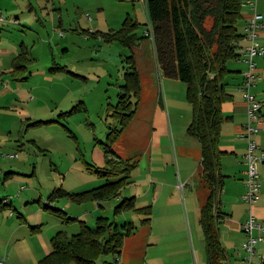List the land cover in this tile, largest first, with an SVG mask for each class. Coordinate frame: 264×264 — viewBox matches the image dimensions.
<instances>
[{"label":"rangeland","instance_id":"1","mask_svg":"<svg viewBox=\"0 0 264 264\" xmlns=\"http://www.w3.org/2000/svg\"><path fill=\"white\" fill-rule=\"evenodd\" d=\"M28 1L31 5L26 7ZM145 3L0 0L2 6L16 9L2 10L5 20H0V45L26 44L33 56L26 65L31 73L23 80L12 78L7 62L0 58V89L14 87L13 96L17 98L8 103L0 99V166L3 162L15 163L14 168L7 166L0 171V197L10 196L8 204L0 209L2 264H34L37 258L32 253L35 242L30 227H16L18 221L34 219L47 235L57 230L70 235L79 229V220L92 226L99 215L117 223L132 220L134 228L125 236L119 253H101L96 264H108L114 257L123 264H205L198 217L207 190L197 173L199 143L185 130L191 117L186 83L161 73ZM126 17L136 22V39L124 43L107 38L106 33L118 29ZM131 63L138 72L140 88L138 96L130 92V100L136 101L135 112L111 142L121 157L136 160L128 173L130 181L120 187L118 199L112 195L95 200L86 195L77 201L68 193L117 177L95 168L103 164L102 143L107 140V132L121 125L114 104ZM225 78L230 85L233 78L229 74ZM31 92L34 99L26 100ZM159 96L167 110L169 129L160 135L158 144L152 145L150 119ZM240 155L220 154L225 174L221 208L233 212L242 223L251 208L254 221L263 226L252 231L261 236L254 244L253 261L264 264V217L255 219L253 212V204L264 205V174L257 166L259 196L249 205L241 198L245 176L240 169L246 168V163ZM262 160L258 163H264ZM59 187L62 192L49 198ZM133 195L136 205L151 204L153 227L143 224V215L132 209L115 210L122 196ZM68 216L71 219H65ZM168 219L173 227H164L165 233L157 232L162 227L155 224ZM224 224L219 221L218 227L229 262L245 264L243 254L247 251L242 244L247 239L246 231L242 224L233 229Z\"/></svg>","mask_w":264,"mask_h":264},{"label":"trees","instance_id":"2","mask_svg":"<svg viewBox=\"0 0 264 264\" xmlns=\"http://www.w3.org/2000/svg\"><path fill=\"white\" fill-rule=\"evenodd\" d=\"M240 1L146 0L145 3L161 73L186 83L185 96L191 106V117L185 130L199 142L198 171L207 188L198 218L204 242L205 264H227L218 228V222L226 215L220 209L223 174L220 171L219 138L222 123L229 117L223 114L221 104L231 98L224 77L230 71L226 62L238 56L236 41L240 34L236 29L241 17ZM135 25V21L126 17L120 27L106 33V37L131 43L136 39L133 30ZM27 53L23 46L14 58L15 68L21 67L15 62L22 61L20 58L30 59ZM129 66L131 70H125L122 90L118 92V100L114 104V113L120 116L121 125L107 132V140L102 143L104 164L101 168H95L99 173L116 174L117 177L84 191L68 193L77 201L86 195L95 200L116 196L120 187L130 181L128 173L136 160L123 158L111 148V142L119 136L135 112L136 101L132 103L130 92L139 95L138 72L134 63ZM61 190L57 188L48 197ZM133 201V196L122 197L115 204V210L132 209L144 215L141 222L148 221L150 206H137ZM3 205L0 204V208ZM133 228V222L128 219L117 223L99 215L92 226L79 220V229L70 235L57 230L51 236L50 251L35 264H96V258L101 253H119L125 236L132 233Z\"/></svg>","mask_w":264,"mask_h":264},{"label":"crops","instance_id":"3","mask_svg":"<svg viewBox=\"0 0 264 264\" xmlns=\"http://www.w3.org/2000/svg\"><path fill=\"white\" fill-rule=\"evenodd\" d=\"M28 5L29 6L31 5L30 1L27 2L26 7ZM5 8H8L9 12H16V11H14L16 9L12 8V5L11 6H2L0 4L1 11ZM256 10L259 13H261L262 19L264 22V0H256ZM251 13H252V10L249 7V5H242L241 6V15H240L241 17L237 22V29H236V30H238V32L240 34V37L238 38L237 43H236V50L238 52V56L233 58L232 60L230 59L226 62V65L230 69V71L225 75V77L229 74L230 77L233 78L232 83H230V85H229V82L224 77L225 80L227 81L226 89L230 92L231 98L227 101H223V103L221 104V110H222L223 114H225L229 117L226 120L224 130L222 128L223 126L221 127L220 138H219V148L221 150V153L222 152H232L234 154H237V152H239L241 154L240 156H242V158H244L246 141H245L244 137H241L239 135V131L241 129L240 127L242 126V124L247 120V116H246L247 104H246V102L242 96L241 91L238 89L237 85L240 83V81L242 79V72L241 71H243L247 68V61L245 60L244 56L242 55V47L248 43V40L241 37V36L245 31L244 26L246 23V19ZM13 19H15V18H13ZM13 23H15V22H13ZM258 39L261 40L262 42L264 41V28L258 34ZM23 46H25L26 50L28 51L27 54H28V57L30 59L20 58V60H22V61L17 60L15 62H17V64H20L21 67L15 68L13 66L14 58L20 52V50ZM253 57H254L253 58L254 59V70L253 71L257 74V78H256L255 84H253V86L251 87V91L256 96V99H258L260 101V104H261L260 105V114L262 117L261 121L259 122V126H258L259 130L253 136L256 139V141L258 142L259 146L264 150V53L257 54ZM0 58H2V60L5 63L7 62L9 67H6V68H8L7 70L10 73V76L14 79L23 80V79L27 78V76L31 73L30 69L26 65L28 63H30L29 61L33 58V56L30 55L29 46H27L26 44H1L0 45ZM12 88H14V87L9 88L6 86L3 89H0V99L1 98L4 99L5 100L4 103H8L10 100L17 99L15 96H13L14 92H13ZM27 94L28 95H26V97H25L26 100L34 99V94L32 92L27 93ZM160 102H161V100H160V96H159L158 101L156 102L157 104L155 106H153L154 110L151 113L150 123H151L152 128H151V133H150V142L152 145L158 144V140L160 138V135L163 133H166L169 129V121H168V116L166 114L167 110H165L163 108V105ZM252 123H255V121L252 120ZM197 143H199V142H197ZM111 148H112V146H111ZM10 156H12V155H10ZM199 159H200V147L197 150L198 165H199ZM102 161L104 164V152H103V160ZM262 161H264V160H262ZM7 166L8 167L10 166V168H14L15 163L12 164L11 161L3 162L2 166H0V171H2L3 168H6ZM257 166H258L257 169L260 170V172L262 174H264V163L259 162L257 164ZM198 169L200 170V167ZM240 170H241V173L245 176V168L240 169ZM7 171L13 172V170H7ZM220 171L223 174V183H224L225 174L221 170V161H220ZM197 173L199 174V171H197ZM244 176L242 177V181H243ZM243 184H244V182H243ZM222 189H223V185H222ZM206 190H207V188H206ZM0 191H3V190L0 189ZM221 192H222V190H221ZM206 194H207V191H206ZM206 194H205V196H206ZM6 195L7 194H3L2 196H6ZM118 195L119 194L116 195L117 199L120 196V195L119 196ZM205 196H204V198H205ZM9 197L10 196L7 195L8 200L6 201V203H3L4 204L3 207L6 204H8V201H10ZM122 197H129V196H122ZM204 198H202L201 203H202ZM133 200H134V195H133ZM143 204L149 205L151 208L150 203H144V202L140 203V205H137V206H143ZM220 209L222 210V208H221V194H220ZM222 211L226 213L224 218H222V220H221L225 223L224 226H226V227L231 226L230 227L231 229H233L234 227H236V228L241 227L242 222H239L238 220H236L233 217V212L230 211L231 212V214H230L226 210H222ZM253 212H254L255 217H256L255 219H258L260 217L261 218L264 217V205H261L259 203L253 204ZM139 214H142V213H139ZM151 215H152V213H150V217H149L148 221L142 222V223L145 225H149V226H150V224H152V227H153L154 220L151 219ZM142 217H144V215L140 217V221H141ZM24 225H27L28 227H30V231H32V232H30V234H31L30 237H32L34 242H35V247H34L32 253H33V256L35 255V257H37L35 260V261H37L39 258H41L42 256H44L46 253H48L50 251V249H51L50 239H51V236L53 234L47 235V233L43 232L42 228L40 227V224H38V222L34 219H32V220L24 219V222L18 221L16 227H21ZM155 226L162 227V230L157 229V232L159 230V231H161V233H163V232L165 233V230H167V229L164 227H167V228L173 227V223L170 221V219H168V220H163L162 222L156 223ZM13 232H14V230L10 231V233H11L10 235H12ZM28 235H29V233H28ZM32 235H34V236H32ZM219 235H220L221 242H223L222 241V234L220 232V228H219ZM223 246H224V244H223ZM224 248H225V246H224ZM243 256H244L243 261L245 263L246 262L245 255L243 254ZM35 261H34V264L36 263ZM226 263L231 264L229 262L227 256H226ZM122 264H123V262H122Z\"/></svg>","mask_w":264,"mask_h":264},{"label":"built area","instance_id":"4","mask_svg":"<svg viewBox=\"0 0 264 264\" xmlns=\"http://www.w3.org/2000/svg\"><path fill=\"white\" fill-rule=\"evenodd\" d=\"M146 2V0H145ZM240 5H249L252 13L247 17L244 26V33L241 37L248 40V43L242 47V55L247 61V68L242 72V79L237 85L238 89L241 91L242 96L247 104L246 116L247 120L240 127L239 135L246 139V150L244 152L245 157V191L242 193L241 198L251 205L254 201L258 199V190L260 183H258V171L257 163L259 160L264 159V150L259 146L258 142L255 141L254 134L259 130V122L262 117L260 114V101L256 99V96L251 91V87L256 82L257 74L254 70V57L257 54L264 53V41L258 39V34L264 28V22L261 13L256 10V0H241ZM0 20L4 21L5 18L0 9ZM12 22H16V19H12ZM149 30H146V34ZM237 43V41H236ZM252 120L255 123H252ZM16 152L12 155H15ZM8 200L7 196L0 197V204L6 203ZM9 213L12 212L9 210ZM262 229L263 226L260 223L254 221V216L252 214L251 208L249 207V217L242 223L243 230L246 231L247 239L243 241L242 247L247 251L245 254L246 262L245 264H263V262L255 263L253 261L254 257V244L260 240V235H254L252 233L253 229ZM120 260L115 257L108 264H119ZM2 264V260H0Z\"/></svg>","mask_w":264,"mask_h":264}]
</instances>
